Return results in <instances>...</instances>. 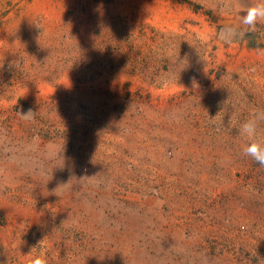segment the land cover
Masks as SVG:
<instances>
[{
	"label": "rangeland",
	"instance_id": "374dc122",
	"mask_svg": "<svg viewBox=\"0 0 264 264\" xmlns=\"http://www.w3.org/2000/svg\"><path fill=\"white\" fill-rule=\"evenodd\" d=\"M262 2L0 0V264H264Z\"/></svg>",
	"mask_w": 264,
	"mask_h": 264
},
{
	"label": "clouds",
	"instance_id": "9594fccd",
	"mask_svg": "<svg viewBox=\"0 0 264 264\" xmlns=\"http://www.w3.org/2000/svg\"><path fill=\"white\" fill-rule=\"evenodd\" d=\"M264 20V2L255 4L247 8L242 23L250 31H255L257 23ZM243 36L244 33L240 32ZM195 85V80H193ZM31 110L24 117L31 114ZM264 122V112H254L239 127L240 134L247 139L243 148V154L250 157L253 161L264 167V134L260 132V125ZM27 264H48L46 254L40 253L32 256Z\"/></svg>",
	"mask_w": 264,
	"mask_h": 264
}]
</instances>
